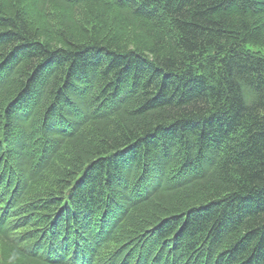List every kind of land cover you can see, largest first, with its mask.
<instances>
[{
	"label": "trees",
	"instance_id": "1",
	"mask_svg": "<svg viewBox=\"0 0 264 264\" xmlns=\"http://www.w3.org/2000/svg\"><path fill=\"white\" fill-rule=\"evenodd\" d=\"M8 177L0 264H264V0H0Z\"/></svg>",
	"mask_w": 264,
	"mask_h": 264
},
{
	"label": "rangeland",
	"instance_id": "2",
	"mask_svg": "<svg viewBox=\"0 0 264 264\" xmlns=\"http://www.w3.org/2000/svg\"><path fill=\"white\" fill-rule=\"evenodd\" d=\"M49 14H50V16L52 18V21L54 22V25L56 27H59V17L56 14H54L53 12H50Z\"/></svg>",
	"mask_w": 264,
	"mask_h": 264
}]
</instances>
